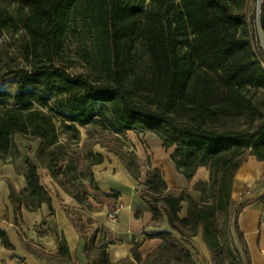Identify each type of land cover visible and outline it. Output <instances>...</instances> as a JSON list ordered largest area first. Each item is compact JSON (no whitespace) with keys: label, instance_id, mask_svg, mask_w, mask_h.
<instances>
[{"label":"trees","instance_id":"16d2710c","mask_svg":"<svg viewBox=\"0 0 264 264\" xmlns=\"http://www.w3.org/2000/svg\"><path fill=\"white\" fill-rule=\"evenodd\" d=\"M11 2L19 8L18 17L0 11V26L25 32L22 53L30 69L0 77V158L19 157L17 134L39 140L41 166L85 204L90 193L84 181L93 189L92 168L103 162L93 150L101 144L98 137L152 132L164 148L175 147L172 159L188 180L199 167L210 172L208 183L196 185L201 193L197 202L187 193L163 198V172L149 171L142 198L153 220L166 215L171 230L182 238L203 228L208 245L218 248L223 234L218 223L230 217L236 171L244 157L264 161V55L257 46L255 16L247 13L248 0ZM259 22L264 31V0ZM138 43L148 54L145 70L135 59ZM74 69L83 71L72 74ZM81 128L86 130L84 140ZM115 154L133 176L139 172L134 153ZM26 166V189H12L10 197L17 223L23 206L36 210L51 204L39 168L30 158ZM183 201L188 202V217L181 220ZM258 201L264 196L241 203L233 223L246 264L252 262L238 216ZM81 227L90 264L104 263L106 250L95 247L98 230L83 232ZM157 236L163 240L157 252L166 253L174 264L194 261L170 233ZM0 238L13 249L4 233ZM138 249L136 245L133 257L141 263ZM59 255H68L64 239Z\"/></svg>","mask_w":264,"mask_h":264},{"label":"crops","instance_id":"0c3cea01","mask_svg":"<svg viewBox=\"0 0 264 264\" xmlns=\"http://www.w3.org/2000/svg\"><path fill=\"white\" fill-rule=\"evenodd\" d=\"M253 1L248 0V6ZM124 138L137 157L139 172L133 176L119 156L96 145L93 150L102 155L103 162L92 168L95 187L92 189L86 185L90 193L89 204H80L59 186L49 170L41 166L36 156L40 141L28 143H36L30 154L26 147L21 148L27 140L18 134L14 136L19 157L15 160L10 156L0 158V233H4L13 246V249H7L0 238V264H90L86 242L79 230L82 225L83 232L98 230L95 247L106 250L102 264H143L152 255L149 264H164L163 261L169 258L166 253L157 252L163 244L157 236L159 233H170L193 255L194 260L197 255L208 257L214 248L208 245L203 228L182 238L171 230L166 215L159 221L153 220L142 195L146 191L148 172L158 169L163 172L167 185L163 198H178L187 193L200 202L201 193L196 190V185L209 182V169L199 167L188 180L172 159L175 147L164 148L163 141L156 134L129 131ZM28 158L39 168L41 184L49 192L51 204L43 203L36 210L23 206L22 217L17 223L11 191L14 189L21 193L26 189ZM259 184L261 186L254 191L255 195L247 200L264 196V161L249 156L234 175L233 204L240 200L246 188ZM180 206L178 216L183 220L188 217V202L183 201ZM117 207H121L117 220L110 223L108 215ZM238 225L247 242L252 264H264V201L245 208L238 216ZM61 239L66 242L67 256L59 255ZM136 245L139 246L141 263L133 257Z\"/></svg>","mask_w":264,"mask_h":264},{"label":"rangeland","instance_id":"374dc122","mask_svg":"<svg viewBox=\"0 0 264 264\" xmlns=\"http://www.w3.org/2000/svg\"><path fill=\"white\" fill-rule=\"evenodd\" d=\"M262 0H254L247 7V13L249 16H255V25H256V32H257V46L260 48L261 52L264 55V31L261 29L260 22H259V15ZM0 11H7L13 17H18L19 8L16 4H13L11 0H0ZM25 32L19 28L18 26H13L11 28H2L0 26V77L7 73L8 71H16L21 69H30V66L23 58L22 53V45L26 41ZM75 44H71L68 47V51H73L75 49ZM71 56L73 54L71 53ZM135 59L138 63L140 70H145L149 65V58L147 51L142 43H138L135 47ZM82 69H74L71 70L72 74H77L82 72ZM5 89L14 90V85L4 86ZM260 99V95L258 97ZM245 127H242L244 129ZM82 133V140H84L86 136V130L80 129ZM19 138H17L18 140ZM27 140V139H26ZM98 140L101 144L102 148L106 150H111L115 153L117 152H131L132 149L128 144V140L124 138V136L115 137L110 136L108 134H104L103 136H99ZM34 141L27 140V143L24 142L21 145V148H25L31 154L32 149L35 147L36 143L28 144ZM33 145V146H31ZM81 147V143L78 145V149ZM94 149V148H93ZM133 153V152H132ZM34 157V155H32ZM247 157H244V160ZM89 181L86 180L84 183L91 188ZM261 185H256L252 188H246L241 196L240 200L237 202L243 203L251 196L255 195V190L258 189ZM233 204L232 210L230 213V217L227 222H219L218 228L222 230V235L219 238V246L216 249H211L210 254L208 257L203 258L201 255H197L195 260L191 264H246L244 258L241 254L238 239L236 232L234 230V219L238 209V206ZM260 259V258H259ZM164 264H174L169 259L163 261Z\"/></svg>","mask_w":264,"mask_h":264},{"label":"built area","instance_id":"2783aa9c","mask_svg":"<svg viewBox=\"0 0 264 264\" xmlns=\"http://www.w3.org/2000/svg\"><path fill=\"white\" fill-rule=\"evenodd\" d=\"M121 207H117L114 211H112L109 215H108V221L110 223H114L117 220V216L119 214Z\"/></svg>","mask_w":264,"mask_h":264},{"label":"water","instance_id":"95a60500","mask_svg":"<svg viewBox=\"0 0 264 264\" xmlns=\"http://www.w3.org/2000/svg\"><path fill=\"white\" fill-rule=\"evenodd\" d=\"M259 9H260V7H259Z\"/></svg>","mask_w":264,"mask_h":264}]
</instances>
